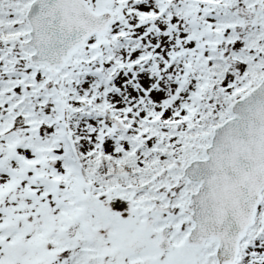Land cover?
I'll return each mask as SVG.
<instances>
[{
  "label": "snow or ice",
  "instance_id": "snow-or-ice-1",
  "mask_svg": "<svg viewBox=\"0 0 264 264\" xmlns=\"http://www.w3.org/2000/svg\"><path fill=\"white\" fill-rule=\"evenodd\" d=\"M0 264H264V0H0Z\"/></svg>",
  "mask_w": 264,
  "mask_h": 264
}]
</instances>
